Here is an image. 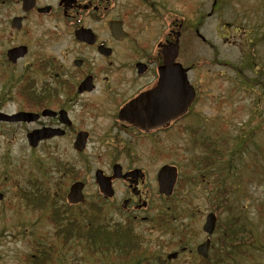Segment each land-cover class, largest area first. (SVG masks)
<instances>
[{"label": "flooded vegetation", "instance_id": "obj_1", "mask_svg": "<svg viewBox=\"0 0 264 264\" xmlns=\"http://www.w3.org/2000/svg\"><path fill=\"white\" fill-rule=\"evenodd\" d=\"M186 1L178 0L179 10ZM167 4L169 0H0V114L33 118L0 120V127H21L31 153L55 158L53 170L58 164L72 167L80 177L70 184L81 182L84 197L93 159L98 167L90 178L97 195L104 199L95 180V171L101 170L113 189L107 201L115 199L117 186H122L124 195L114 207L134 220L138 215L132 213L149 210L154 195L149 172L137 159L151 160L170 131L183 127L199 93L190 76L196 77L202 63L188 65L183 55L187 43L197 40L214 47L200 34L197 10L188 21ZM175 42L174 63L180 68L168 72L179 82L186 70L195 97L186 112L164 120L163 115L171 114V88L180 85L164 87L167 98L161 100L158 71L164 65L163 48ZM155 90L153 99L143 97ZM132 102L136 104L128 111L133 116L121 119V110ZM31 132L38 137L33 149L27 139ZM60 148L64 156L58 154ZM106 162V167L99 166ZM116 165L120 173L112 179ZM52 174L63 176L62 171Z\"/></svg>", "mask_w": 264, "mask_h": 264}, {"label": "rangeland", "instance_id": "obj_2", "mask_svg": "<svg viewBox=\"0 0 264 264\" xmlns=\"http://www.w3.org/2000/svg\"><path fill=\"white\" fill-rule=\"evenodd\" d=\"M169 1L171 4L167 5L171 7L170 10L180 13V17H186L188 21L194 20V12L198 11L196 17H203L200 34L208 43L214 44L215 49L202 47L197 40L187 43L183 55L188 65L202 63L196 77V73L190 76L196 82L199 93L194 107L182 121L186 131L183 134L170 131L166 142L151 160L146 157L137 159V164L149 172L154 195L149 210L132 213L138 215L132 228L143 236L147 249L155 256L166 260L168 253L179 252L183 244H186V250L175 260L168 262L195 264V248L206 238L202 231L205 215L215 213L214 210L221 204L220 196H216L221 190L220 182L229 186L227 200L231 211L221 210L215 213L216 232L210 237H213L212 242L216 243L219 239L223 228L219 223L230 224L231 228L244 224L246 229L254 233L264 230V87L261 86L264 85V0H218L210 17L208 13L213 0H187L185 6L180 5L181 11L178 0ZM234 27L237 29L234 30ZM152 34L157 36L156 31ZM249 52L251 55L246 59L250 65L246 64L245 59L240 62L241 57ZM229 65L233 66V70ZM235 66H245L240 76L237 75ZM243 80L245 84L242 83ZM252 81L255 83L251 84ZM195 140H214L216 149L222 152V160L213 168L214 175L195 168L204 155L198 145H193ZM223 140H228L225 147L222 146ZM25 145L21 127L16 124L0 127V193L3 194L0 212L7 216L3 220L4 216L0 214V230L5 227L0 233V264H24L23 257L32 252L24 243V237L30 238V232L36 234L47 227L44 217L38 218L29 211L15 210L18 204L14 198L16 185L28 186L29 182H37L50 188L55 186L51 176L55 158L38 151L31 153ZM94 146L91 145L88 150L91 154ZM235 147L238 149L233 151ZM58 154L64 156V150L61 152L60 148ZM229 154H234L230 160V168L227 166ZM69 158H73L71 152ZM107 164L108 162L101 163L99 166L106 167ZM165 164L176 165L188 178L185 188L169 202L157 196L156 173ZM89 166L90 173L85 178L89 181L86 189L88 202H102L105 210L101 214L103 221L110 224L124 223L132 215L112 208L115 201L117 203L123 197L124 188L118 185L116 197L110 202L102 200L90 178L98 166L93 159ZM215 179L219 182H215ZM63 182L61 190L71 183L69 179H64ZM168 205L176 207L177 214L173 215L175 220L168 227L151 224V219L165 212ZM143 217L145 219H141ZM233 218L238 220L237 223L232 222ZM19 223L23 226L19 227ZM179 240H183V243ZM256 248L249 250L253 252V257L242 255L239 260L229 263L264 264L263 246ZM81 252L83 251L78 248L74 251L78 257L82 255ZM71 262L72 258L62 256L60 264Z\"/></svg>", "mask_w": 264, "mask_h": 264}, {"label": "trees", "instance_id": "obj_3", "mask_svg": "<svg viewBox=\"0 0 264 264\" xmlns=\"http://www.w3.org/2000/svg\"><path fill=\"white\" fill-rule=\"evenodd\" d=\"M249 55L251 52L241 57L240 62L245 59L246 64L250 65L246 59ZM229 66L233 70V66ZM244 68L245 66L241 68L235 66L238 76ZM242 83L245 84V80ZM253 83L255 82L252 81L251 84ZM261 86L264 87L263 84ZM223 143L222 146L225 147L227 140H223ZM197 144L203 150L204 155L199 159L200 166L197 165L195 168L197 170L204 169L208 174L214 175L215 169L213 168L217 162L220 163L223 156L222 152L216 149V141L193 142V145ZM239 146L240 144L237 147ZM237 149L235 147L233 151ZM233 155L229 154L228 168L231 167L230 160ZM63 170L61 179L73 180L76 178L77 175H74L70 168ZM216 179L215 182H219ZM187 183L188 179L182 174V178L177 182L173 197L185 188ZM220 183L224 185V182ZM60 184H62L61 180L57 182V186ZM228 193V189H221L217 193L216 196L221 198V204L214 210L215 213L221 210L222 212L231 211L227 200ZM15 194L20 199V205L24 210L31 213L37 212L35 215L38 218L44 217L45 224L47 223V227H43L38 233L30 232V238L24 237V243L32 251L31 254H25L23 257L24 264H60L62 256L72 258L71 264H100L102 262L106 264H170L164 258L155 256L151 250L149 251L143 236L134 232L128 222L110 224L103 221L101 214L105 210L101 203L99 205L90 203L88 206H71L66 203L64 193L53 194L45 189L43 184L40 185L37 182H29L26 187H18ZM17 211L21 212L20 209ZM169 211L171 213H168ZM176 212L175 205H172L171 208L151 219V224L168 227ZM0 214L4 216L1 212ZM6 219L7 216H4L3 220ZM237 221L236 218L232 219V222L237 223ZM220 225L223 228L218 236L219 239L216 243L212 242L208 256L205 259H196L195 264H230V261L239 260L242 255L247 258L253 257V252H249L253 248L262 245L264 250V230L254 233L246 229L244 224H239L238 228H231L230 224L219 223ZM18 226L21 227L23 224ZM4 230L5 227L1 228L0 233ZM77 248L85 254L81 252L80 257L76 256L74 251H77Z\"/></svg>", "mask_w": 264, "mask_h": 264}, {"label": "water", "instance_id": "obj_4", "mask_svg": "<svg viewBox=\"0 0 264 264\" xmlns=\"http://www.w3.org/2000/svg\"><path fill=\"white\" fill-rule=\"evenodd\" d=\"M162 53L164 56V65L161 66L158 71L159 81H158L157 91L159 93L158 94L159 98L161 100H163L164 98L165 99L167 98L166 95H164L163 93L164 87L167 88L168 86H170L171 88V86L173 87V86L180 85V89L171 88L170 101L172 103V108H171L170 116L168 113L163 115L164 120H166V119H173L186 110L190 102L193 100L194 91H193L192 86L189 85L186 79L185 70H182L179 76L180 77L179 82H175L176 79L174 77L175 74L173 72H171L170 74L168 72L169 70L175 71V68H178V67L180 68L179 65L173 63L174 59L177 56V43L175 42L173 44H167L163 48ZM155 92L156 90L143 95V97L147 99H153L154 97L153 95H155ZM164 92L166 93V90H164ZM135 104H136L135 102H132L128 106H126L124 109H122L120 112V116H121L120 118L121 119L127 118V116L132 117L134 113L129 112L128 109H133ZM32 119H33L32 117H27L26 114H22V113L15 114V115L0 114V120L6 121V122H16V121H25V120L28 121ZM162 123L163 122L158 123V124L160 125ZM27 139L31 147L36 146L38 137H36L34 132H31L30 134H28ZM113 172H114V175L112 178L118 177L120 173V167L117 165L114 166ZM132 173L133 172L128 173V174L130 175ZM126 175H124V177H126ZM95 180H96V183L98 184L100 192L105 197H111L113 194V191L110 185V178L104 177L102 175V172L100 170H97L95 173ZM175 180H176V168L175 167L168 166V165L161 167L157 173V184H158L159 194L169 196L172 193ZM81 188H82L81 183H73L70 186L69 192L66 196L70 204H77V203L84 202V198L81 194ZM0 198H1V195H0ZM215 220L216 219L213 213L207 214L206 219H205V224L203 226V230L210 234L212 230L214 229ZM209 245H210L209 239H206L203 243L199 244L196 247V252L198 253V255L202 257H206ZM175 257H176V253H173L168 256V258H175Z\"/></svg>", "mask_w": 264, "mask_h": 264}, {"label": "bare ground", "instance_id": "obj_5", "mask_svg": "<svg viewBox=\"0 0 264 264\" xmlns=\"http://www.w3.org/2000/svg\"><path fill=\"white\" fill-rule=\"evenodd\" d=\"M214 7H215V4H214V0H213V3H212V6H211V10H210V12L208 13V17H210V15H211V13H213V9H214ZM202 20H203V17L201 16V19H200V21H199V23H200V25H201V22H202ZM201 36H203V35H201ZM202 46V45H201ZM204 47H207V46H205V45H203ZM202 46V47H203ZM208 49H210V50H214L215 49V46L213 47V48H211V47H207ZM228 141V140H227ZM228 143V142H227ZM198 166H200V164H198ZM176 175H177V180H179L180 178H182V173L178 170V169H176ZM184 176V175H183ZM185 177V176H184ZM186 179H188L187 177H185ZM190 180V179H189ZM221 189H228L229 190V186H228V184L227 183H224V185L222 184V186H221ZM177 214V212L174 214V215H176ZM207 216V215H206ZM206 216H205V218H204V223H203V225H202V231H203V234L204 235H206V238L204 239V240H206V239H209L216 231L213 229L212 230V232L209 234L208 232H206V231H204L203 230V226H204V224H205V219H206ZM175 220V217H174V219H173V221ZM125 222H128L131 226L133 225V222H134V219L133 218H130V217H128V218H126V220H125ZM124 222V223H125ZM180 242H182L183 243V240H179ZM183 245H186V244H183ZM165 261H172V260H165Z\"/></svg>", "mask_w": 264, "mask_h": 264}]
</instances>
